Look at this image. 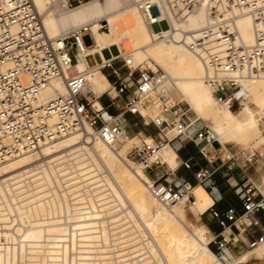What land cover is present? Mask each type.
Segmentation results:
<instances>
[{"label":"bare ground","instance_id":"obj_1","mask_svg":"<svg viewBox=\"0 0 264 264\" xmlns=\"http://www.w3.org/2000/svg\"><path fill=\"white\" fill-rule=\"evenodd\" d=\"M143 1L96 0L71 9L69 0H31L48 38L56 40L88 26L96 43L86 53L98 59L104 48L117 46L134 68L161 66L167 79L152 95H166L170 105L181 109V102L186 103L194 117L183 111L192 122L212 118L211 129L220 147L231 141L264 142L259 128L264 119V78L244 83L249 98L239 109L225 108L206 81L211 67L189 47L193 35L199 37L208 23L207 9L202 7L185 21L173 20L171 29L159 28L144 20L139 6ZM103 24L110 31H102ZM236 25L239 43L252 47V18L239 16ZM122 42L128 51L119 48ZM85 54L78 55L75 69L79 72L88 70ZM88 87L93 93L88 99L103 108L99 98L111 83L101 67L88 71ZM65 93L64 85L55 81L44 97ZM160 108L156 98L154 109ZM240 111V116L234 114ZM111 116L104 110L105 119ZM133 139L138 140L124 135L113 149L98 137L74 133L1 164L0 264H224L210 249L213 239L209 240L207 230L188 224L184 207L191 201L160 203L149 191L153 181L142 166L119 152ZM212 147H207L208 153ZM160 157L173 174L180 164L173 147L166 145ZM75 169L82 173V188L63 189L62 177ZM76 182L75 188L80 185ZM103 189L109 197L104 198ZM192 194L194 207L204 214L213 204L211 196L201 184L192 187ZM90 195L97 197L95 202ZM98 198L103 204L111 199L115 205H97ZM259 247L264 256V243ZM222 254L226 255L225 249ZM246 259L247 255L229 264H245Z\"/></svg>","mask_w":264,"mask_h":264},{"label":"built area","instance_id":"obj_2","mask_svg":"<svg viewBox=\"0 0 264 264\" xmlns=\"http://www.w3.org/2000/svg\"><path fill=\"white\" fill-rule=\"evenodd\" d=\"M76 1L81 4L83 0ZM139 6L148 25L169 29L173 20L185 21L205 7L208 23L199 37L193 35L194 42L189 47L211 67L212 73L206 81L223 107L237 110L248 101L244 83L264 78V0H146ZM242 15H249L253 20L255 44L252 47L239 43L236 21ZM86 36L95 45L88 26L52 40L31 0H0V165L74 133L98 137L114 149L121 137L130 136V129L139 122L146 128L154 127L156 133L151 137L152 142L143 141L128 155L147 174L166 166L160 157L166 145L179 152L192 143L207 162L215 161L207 147H219L220 143L205 121L192 122L179 105H170L166 95H157L161 108L155 112L152 94L167 79L159 67L155 70L134 68L120 49L116 56L104 59L99 55L97 59L94 54L86 53L91 47L84 43ZM82 54L88 70L79 72L75 66L78 55ZM88 57L94 58L93 65H89ZM120 62L122 65L118 66ZM96 67H101L111 83L105 93L109 96V105L102 104L101 109L88 99L93 94L88 87V71ZM122 68H126L125 74ZM55 81L64 85L66 93L45 98L44 92ZM119 104H122L121 111L110 120L105 119L104 110L109 113V108ZM128 116L138 121L131 125ZM224 151L223 147L216 150L219 155ZM231 156H227L229 161L235 158L234 154ZM179 167L191 170L193 165L191 161H182ZM212 176L209 170L195 173L198 183L208 191L215 189ZM162 179L149 185L150 193L160 203L172 206L184 199L191 201L193 186L189 182L179 178ZM240 200V211L234 207L224 212L213 207L207 211L222 229L210 244V247L216 246L217 254L232 244L241 243L250 251L264 243V233L240 241V236H248L253 230L262 231L264 194L250 183L241 188Z\"/></svg>","mask_w":264,"mask_h":264},{"label":"rangeland","instance_id":"obj_3","mask_svg":"<svg viewBox=\"0 0 264 264\" xmlns=\"http://www.w3.org/2000/svg\"><path fill=\"white\" fill-rule=\"evenodd\" d=\"M69 1H70L69 2V6L71 7V9H74V8L80 6V4L76 0H69ZM94 1H96V0H83L82 4H88V3H91V2H94ZM103 25H105V24H103ZM102 31H106L107 32V31H110V29L106 26L105 29H103ZM84 43H85L86 46H91L93 44V41H92L90 36H86L84 38ZM113 44H115V43L113 42ZM119 44H120L119 48L120 47H124L125 50L128 51L126 49L125 44L123 42L119 43ZM117 54H118V50L116 48L106 49L104 52H102V55H103V57L105 59H109L112 56H116ZM93 60H94L93 57L92 58L90 57L89 59H87L89 65H93L94 64ZM121 65H122V63L120 62L118 64V66H121ZM137 67H139V66H137ZM158 67L160 69H162L163 71H165L161 66H158ZM139 68L143 70V69L149 68V67L145 64L143 66H140ZM121 71H122L123 74H125L126 73V68H122ZM152 96L154 97V100H155L154 103H155L157 96L156 95H152ZM176 96H177V99L180 101L181 97H180L179 92H176ZM103 99H105V100H103V104L108 105L109 104V96L107 94H105ZM117 107H118L117 109L114 106L109 108L108 109L109 113L111 115L118 114L121 111V107H120V105H118ZM181 107L188 113V116L189 115L193 116L192 113L188 112L189 111V106L186 103H182L181 102ZM155 112H158V111L155 110ZM240 113H241V111L239 113H234V114L236 116H240ZM127 119L129 120V123L131 125H132V123L138 121V118H135L134 120H130V117H127ZM199 120L205 121V123H207L211 128L214 125V122H213L212 118L199 119ZM259 128H260V132L264 133V119H262L259 122ZM145 129L148 130V131L146 132ZM155 133H156V129L154 127H147L146 128L142 124V122H139L137 124V126H134V127H132L130 129V136H128L130 138H138V140L133 139L130 143H124L120 147L119 152L125 158L129 159V161L131 160L130 162L132 164L138 165V163L135 164L136 161L134 159L130 158V156L128 155L130 150L133 147H135V146H141L143 141H146L147 143L148 142H152V141H147L145 139V136L149 137L150 134H155ZM138 134H140V135H138ZM214 146L216 148H218L217 145H214ZM223 148L226 149V151L222 152L220 155L217 152H215L214 155L212 156V159H215L217 157H221L223 159V162H222V160H220V158H219L215 162L214 166L217 167V166H219V165L224 163V166L222 167V171H223L222 173H223V177H224L225 181H230L231 180L230 181L231 185H235L236 182L232 180V179L235 178L237 180V182L239 183L238 187L235 186L236 188H232V186H230V184H226L227 187H228L227 188L228 191H232L230 196L227 198L228 202L230 204H232V205H235V204H237V201H240V192L237 193V192H235V190H238L239 188H241V186L243 184L246 185V186L247 185L249 186L250 183H253L255 185V187H257L260 191H264V142L259 143V142H251V141H247V142L231 141L230 143L225 144V146H223ZM190 152L184 151L182 153V156H188L190 154ZM191 153L194 155L193 151ZM233 154L235 155V158L233 160L229 161L227 156L228 155L231 156ZM170 171H171V169H169L168 166L167 167L166 166H162L161 168L154 169L150 174H147V173L146 174L150 177V179L153 182L157 181L158 179H160L162 177H163L162 180L168 179L169 181H171L172 179H176L177 178L176 177L177 173L175 172V173L172 174V172H170ZM80 174H82L81 171L79 172V169H75V170H73L72 173H70V175H68L66 177H62L61 184L63 186V189L70 188L71 191L72 190H76L77 188L81 189L82 186H83V179H82V177L79 178ZM77 178L79 180H81L80 183L76 182V181H78ZM75 182H76V185L80 184L76 188L73 187ZM198 184L199 183H197V185ZM31 188L34 189V187H31ZM73 188H75V189H73ZM33 189H32V191H33ZM103 192L107 193L108 191H106V189H103ZM106 193H104V198H105V196L109 197V193H107L108 196H107ZM98 194H99V198H101L100 197L101 195L103 196V194H101V193H97V194L94 193L93 195H96L98 197ZM93 195L92 196L90 195L89 198H91V199H89V200H91L92 202H95V200H96L95 197L96 196L93 197ZM101 200L102 199H99V203L100 204H97V205H115L113 203L110 204L111 199H110V202L107 200L109 202V204H108L107 201L105 202V204H103V202L102 203L100 202ZM193 201L194 200L192 198L191 199V203H193ZM189 204L190 203H188V205L186 204V206L184 207V211H186V207L190 206ZM200 218L201 217H199V219H196V217H194L190 212H188V217H187L188 224L190 222V224H194L197 227L200 226V225H203V223H205L204 216H202V222L203 223L201 222ZM208 237H209V239L212 240V237L210 235H208ZM124 242L128 243L127 246H132V244L129 243V241L127 239ZM213 247H214V245L211 246L212 249H213ZM259 252H260V247H258L255 250H253V255H249L248 259H246V260H244L242 262L243 263H247V262L253 260L249 264H259V261H256V260H260V261H262V264H264V256H261ZM260 257H263V258H260Z\"/></svg>","mask_w":264,"mask_h":264},{"label":"crops","instance_id":"obj_4","mask_svg":"<svg viewBox=\"0 0 264 264\" xmlns=\"http://www.w3.org/2000/svg\"><path fill=\"white\" fill-rule=\"evenodd\" d=\"M91 46H93V44ZM111 48H116L118 50V52H119V49L117 48V46H112ZM106 49H108V48H104L102 50V52H104ZM89 58L90 57H88V59ZM106 78L108 79L107 76H106ZM109 82H110V80H109ZM103 100H105V99L101 100L102 104H103ZM103 105L107 107L109 104L108 105L103 104ZM119 105H120V107L122 106V104H119ZM117 108L118 107H116V109ZM128 117H130V120H134L133 117H131V116H128ZM145 131L147 132L148 130L145 129ZM140 134H138V135H140ZM154 135L155 134H150L149 138L153 137ZM145 137H148V136H145ZM219 148H220V145H219L218 148L213 146L212 149H211V153L214 151L213 152V155H214L216 150H218ZM184 151H187V152H190V151L192 152L193 151L194 155L190 152V154L188 156H182V153ZM176 153L178 155V160H179L178 164L180 162H182V161H191V163L193 165L191 170H186L185 168L178 166L177 170H176V173H177L176 177L179 178V179H183V180L189 182L193 186V188H196L197 186L200 185V184L197 185L198 181L195 178V173L196 172H198L200 170H209V171L213 172L212 181L215 183V189L212 190L211 192L207 191L209 193V195L211 196L212 200H213V204L207 209V211L211 207H213V208H215V209H217V210H219L221 212H224V211L228 210L231 207L236 208L238 211L241 210V208H242L241 200L237 201V204L232 205V204H230L228 202V199H227L230 196V194L232 193V191H228V189H227L228 187H227L226 184H230V186H232V188H236V187L239 186V183L237 182V180L235 178L232 179L233 181L236 182L235 185H231V183H230L231 180L230 181H225V179L223 177V173H222L223 172L222 171V167L224 166V163L219 165V166H217V167L214 166L215 162L219 159L218 157L215 158V161L213 163L207 162L204 159V157H202L200 155L198 147L195 146L192 143H188L183 149H181L179 152H176ZM243 186H244V184L241 186V188ZM241 188H239L238 190H235V192H237V193L240 192ZM261 192L264 194V191H261ZM189 205L190 206L186 207V211H185L187 217H188V212H190L194 217H196V219H199V217H201L200 219H201V222H202V216H204L205 223L202 222L203 225H200L198 227H204L207 230L208 235H210L212 237V239H214L215 235H218V234L221 233L222 229L218 226V224L215 221H212L210 219V215H209V213L207 211L204 214H200L197 211V209L194 207V202L190 203ZM261 219H262V231L253 230L251 232V234L248 235V236H240V241H244L246 239H250L251 237H256V236H259L261 233H264V217H261ZM227 233H229V231ZM209 240L211 241V239H209ZM240 244L238 245L239 247L237 245H233L232 244V245H229L227 248H225V251H226V255L225 256L222 253L221 254H217V248H216L215 245H214L213 249L212 248H210V249L213 251V253L224 264H227V263L229 264V263H233L236 259L241 258V257H243L245 255H247V259H248L249 255H253V251H246V249L243 246H241L242 244L241 245ZM260 258H263V257H260ZM249 263H245V264H249Z\"/></svg>","mask_w":264,"mask_h":264}]
</instances>
